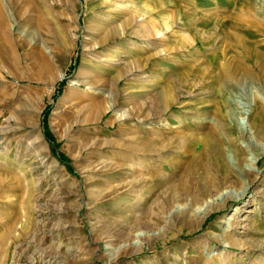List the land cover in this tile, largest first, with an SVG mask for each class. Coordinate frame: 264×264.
<instances>
[{
    "label": "rangeland",
    "instance_id": "1",
    "mask_svg": "<svg viewBox=\"0 0 264 264\" xmlns=\"http://www.w3.org/2000/svg\"><path fill=\"white\" fill-rule=\"evenodd\" d=\"M1 2L21 63L3 64L0 51V110L16 128L9 153L0 146V264H222L211 256L224 255L235 238L244 248L229 249V264L237 257V264H257L264 247V78L227 86L217 75L223 62L227 74L236 64L230 52L223 58L230 47L223 33L258 29L264 0ZM170 83L168 116L180 115L166 132L178 150L174 161L184 137V148L197 151L194 165L205 168L198 142L208 137L226 152L225 161H211L233 169L236 187L212 198L213 209L198 222L189 217L200 205L179 212L191 203L187 195L160 221L141 223L130 212L138 192L117 141L168 126L146 118L141 106L156 96L165 109ZM98 103L112 107L99 121L92 115ZM39 131L43 140L34 138ZM201 206L200 213L209 209ZM168 213L181 220L168 226Z\"/></svg>",
    "mask_w": 264,
    "mask_h": 264
},
{
    "label": "bare ground",
    "instance_id": "2",
    "mask_svg": "<svg viewBox=\"0 0 264 264\" xmlns=\"http://www.w3.org/2000/svg\"><path fill=\"white\" fill-rule=\"evenodd\" d=\"M5 15V6L0 0V51L2 52L1 62H3V64L7 63L11 64L12 66H17L21 63V58L18 55L21 47H19V45L16 43L13 30L11 26H8ZM234 24H238V18H235ZM257 26L258 29L254 30L253 32L244 29L243 31H239L237 29L238 27H233V29L236 31H231V29H229L223 33V36L227 37L225 38V41L230 44V47L224 51L225 54L223 58L230 52L231 60L235 61L236 64L233 65L231 74H227L226 69L223 67L228 65L225 64L228 62H223L222 65L220 64V72L217 75L219 76V83L222 82L228 86L234 85V82L243 77H248L254 81L264 78V24ZM194 40L197 41L196 38ZM80 74H84V71L81 70ZM63 75L64 74H62L59 78H62ZM74 84H76V82H74ZM173 84L174 83H170L165 89V102L167 104L165 109L162 108V98L160 100V98H157L156 96H148L147 99H149V101L147 100L143 103L144 106H141L142 111H147V115H145L146 118H154L160 121H166L169 127L149 126L146 128L147 130L145 129L146 133L139 130L135 132L132 137H130L128 142L126 141L125 143H121V141H117V144H119L120 147L119 153L123 157V163L121 164V167L126 165V169H129V173H131L132 177L131 184L132 186L136 185L135 191L138 192L133 205H131L130 212L133 214L135 213L136 219L139 222H141L142 219L147 220L150 218H152L154 222L160 221L165 215L167 216L168 208L170 210V208L177 206L181 201L187 199V195H191V203H189L188 206H181L179 212L181 209L183 211L187 210L188 208L191 209L193 205H200V208L195 209L193 214H191L189 217L190 220L194 219L198 222L201 220V217L206 218L209 212L213 209L215 202L212 198L217 196L218 193L220 194L221 191L223 194H228V191H231L229 189L236 187L235 182L232 181V179L235 180L233 178V169L231 168V170L228 166L223 169L222 167L217 166L218 163L211 161L213 156L219 160L222 159L225 161L226 152L219 142L212 143L208 137H203L199 139V142L197 141L201 145V151L198 153L199 157L201 158L204 156L207 162L205 168H199L198 166L194 165L198 161L196 159V156H198L197 151L184 148V145L187 144V140L182 136V138L180 137L182 142L179 145V147H181V151H179L178 156L175 158L177 160L174 161L175 156L173 153L178 152V150L172 149L174 144L173 138L167 136L166 134V132L170 130L174 131V129L171 128V125H173V121L176 120L174 117L177 115L168 116L169 111H171L173 107V103L170 100V98L173 96ZM223 101L224 100H220L216 104L217 109L215 111V117L217 119H219V116L222 118V111L220 112V110L223 108ZM110 108L112 107L108 106L105 108L102 103H98L94 105L92 115H97V121H99L103 117L104 113H106ZM1 115L6 117L2 122L3 124L0 125V146L3 147L4 153H9L12 132H14V129L16 128L11 124L13 119L12 115H8L4 112V110H0V116ZM180 123L183 124L182 122ZM217 124L215 125L217 126ZM210 126H212V124ZM216 126H212L211 129H213L215 132H219V130H217L218 127ZM33 127L35 131L37 126L33 125ZM176 129H178L177 132H179V130L180 132L182 131V128ZM183 135L186 137V134ZM34 138L43 140V134L39 131L37 136ZM184 159L191 161L190 164H188V167L180 172L177 165ZM106 162L107 161H105V164ZM168 166L169 169L167 168ZM201 168L202 171L200 170ZM121 171H125L124 168H122ZM158 178L164 180V182L159 186L156 184V179L158 180ZM253 182V180L249 181L250 184ZM147 185L149 186L147 187ZM230 197L231 194L228 196V198ZM205 203L208 205L209 209L200 213V209L202 207L201 205H205ZM185 214L184 216H186ZM168 216H170V220L167 225L170 226L177 220V217L176 215H170L169 213ZM179 219L181 220V218ZM190 227L191 231H189L192 232V225ZM9 235L10 234H8V236ZM0 240L2 241V237ZM1 244L3 245V243ZM260 246L262 247L261 244H259L257 247L259 248ZM233 247L236 248L243 246L236 238L231 239L228 242V250L226 253L224 255H215L214 253L211 256V259H221L222 264H229L233 252V250L229 249ZM253 248H255V246ZM2 250L4 249L2 248ZM2 250L0 249V251ZM260 250H262L263 253L261 254L263 255L259 256L258 263L261 262L264 264V247H262ZM239 260L240 258L237 257L235 263L233 264L239 263Z\"/></svg>",
    "mask_w": 264,
    "mask_h": 264
},
{
    "label": "trees",
    "instance_id": "3",
    "mask_svg": "<svg viewBox=\"0 0 264 264\" xmlns=\"http://www.w3.org/2000/svg\"><path fill=\"white\" fill-rule=\"evenodd\" d=\"M47 131H48V130H47V127H46V136H47V137H49V136H48V134H49V133H48ZM49 138L52 140V138H51V137H49ZM59 155H60V157H61V158H63V159H64V157H63V155H62V154H59Z\"/></svg>",
    "mask_w": 264,
    "mask_h": 264
}]
</instances>
